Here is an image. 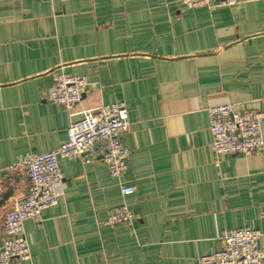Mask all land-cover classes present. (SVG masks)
Listing matches in <instances>:
<instances>
[{
    "label": "crops",
    "instance_id": "obj_1",
    "mask_svg": "<svg viewBox=\"0 0 264 264\" xmlns=\"http://www.w3.org/2000/svg\"><path fill=\"white\" fill-rule=\"evenodd\" d=\"M59 71L88 80L75 111L128 106L136 190L99 155L61 157L59 201L25 221L30 257L12 264H196L244 227L264 250V149L218 155L210 129L213 106L264 107V0H0V226L27 188L17 165L67 140L48 98ZM121 204L139 218L104 223Z\"/></svg>",
    "mask_w": 264,
    "mask_h": 264
},
{
    "label": "built area",
    "instance_id": "obj_2",
    "mask_svg": "<svg viewBox=\"0 0 264 264\" xmlns=\"http://www.w3.org/2000/svg\"><path fill=\"white\" fill-rule=\"evenodd\" d=\"M181 2L190 7H213L232 5L237 0ZM53 79L48 98L69 112L72 119L67 128L68 137L58 148L33 153L17 165L27 178V188L13 199L4 213L0 226L4 234L0 264H12L15 260L30 257L25 221H41L43 210L58 203L64 181L59 162L61 157L85 161L99 155L110 173L119 180L123 194L136 190L125 179L131 160V150L123 142V136L131 125L128 106L124 102H114L77 112L76 105L89 85L87 78L59 71ZM210 121L211 147L216 154L248 156L264 149V107L244 109L236 103L219 104L210 108ZM138 218V213L121 204L108 210L104 223H129ZM261 235L259 230L246 227L225 230L220 236L222 247L199 256L196 264H264Z\"/></svg>",
    "mask_w": 264,
    "mask_h": 264
}]
</instances>
